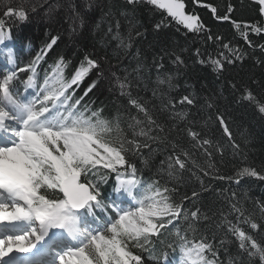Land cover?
<instances>
[{
	"label": "snow or ice",
	"instance_id": "snow-or-ice-1",
	"mask_svg": "<svg viewBox=\"0 0 264 264\" xmlns=\"http://www.w3.org/2000/svg\"><path fill=\"white\" fill-rule=\"evenodd\" d=\"M257 3L264 15V0ZM124 4L126 10L119 15L125 18H128V10L134 11L139 4L160 10L163 18L154 25L157 30L168 17L190 33H199L204 27L198 16L186 13L183 0H124ZM45 6L46 16H52L57 8L66 7L72 31L76 32L85 26L89 13L100 6V0H81L80 3L65 0L64 4L38 0L31 11ZM211 11L215 14L217 10L213 7ZM103 15L110 17L112 13L108 11ZM27 18L28 10L22 4L14 8L12 0H0V43L8 38L6 25L9 22L22 23ZM217 18L228 20L229 16ZM128 24L127 38L121 32L119 19H115L114 25L110 20L105 33L108 40L116 42L117 60L121 51L125 58L131 55L134 40L143 35L131 19ZM234 26L240 27L239 24ZM96 27H100L99 23ZM208 39L222 41L219 36ZM57 40V36H52L41 53L23 68L15 66L14 56L9 51L6 60L12 67L0 74V264H143L142 256L133 249L148 252L154 264H165L168 249L179 251L180 264H225L212 240L204 235L197 237L196 225L202 219L208 220L207 214L200 208H185L184 201L190 199L187 195L176 202L173 199L176 189L169 188L167 182L162 184L160 179H154L145 183L139 179L137 167L128 159L129 154L143 156L146 149L149 153L164 155L158 172H166L169 178H178L189 170L190 164L205 176L210 175V170L215 168L210 151L214 147L213 140L197 131L194 122L186 121V112L177 110V104L195 106L197 99L192 94L183 95L178 101L171 97L169 90L175 86L173 78L171 75L163 77L160 74L163 64L154 61L157 77L152 94L159 100V106L150 109L148 101L139 95L142 86L147 88L143 65L137 61L131 72L124 69L122 73L110 68L111 90L118 91L138 114L130 116L129 137L121 127L119 113L113 119H105L103 109L93 110L84 103L85 97L105 76L99 59L86 53L68 76L66 69L71 61L61 55L50 66L51 71L45 73L43 81L38 79L36 65ZM222 46L231 47L227 43ZM200 55L197 49V62L208 63L218 73L223 71L225 62L233 63L231 56L242 58L238 50L232 51L231 56L220 53L223 59L209 57L205 61ZM174 56V64L184 63L182 56ZM93 71L97 79L83 90V95L77 96V90ZM18 73L26 75L22 81L25 94L16 87ZM242 97L255 101L246 87ZM215 105V95L204 98L203 107L213 109ZM256 106L264 115V102L256 101ZM153 112L166 116L168 123L161 122ZM214 122L232 142L224 114L217 112ZM185 138L189 147L181 143ZM215 147L223 155L221 146ZM231 147L236 149L238 145L232 142ZM194 151H201L207 158V167L196 161ZM112 174H115L113 192L117 195L106 203L100 184L107 183ZM234 177L236 183L244 177L264 181V173L250 166L238 169ZM234 177L216 175L214 178L232 181ZM198 196L199 193L192 192V198ZM125 203L129 207H124ZM229 203L231 212L237 214L236 221L221 213L217 227L227 228L226 235L235 238L240 253L264 264V246L240 227L243 222L257 231L264 228V224L258 223L253 214L246 215L238 203L231 200ZM257 203L264 217V202ZM109 210L112 215L101 221L97 212ZM179 222L187 227L181 229ZM166 233L174 235L172 242L162 240ZM156 242L163 247L157 249ZM223 243L221 240V246ZM227 264H236V259L230 257Z\"/></svg>",
	"mask_w": 264,
	"mask_h": 264
},
{
	"label": "trees",
	"instance_id": "trees-1",
	"mask_svg": "<svg viewBox=\"0 0 264 264\" xmlns=\"http://www.w3.org/2000/svg\"><path fill=\"white\" fill-rule=\"evenodd\" d=\"M80 3L81 0H74ZM186 11L195 14L200 18L204 26L199 33L187 32L181 25L176 24L170 17L161 25L159 30L154 25L162 20L160 10H154L147 4H139L135 10H128V18L120 16L119 13L126 10L124 0H100V6L91 10L84 27L76 32L72 31L71 20L66 7L57 8L52 16H46V7L39 8L32 12L31 9L38 3V0H12V6L18 8L21 4L28 10V18L24 22H9L6 25L8 38L0 43L7 46V50L1 54L7 69L12 67L6 60V55L11 51L15 59V66L23 68L27 66L42 49L50 42L52 36H57L56 45L36 65L38 79L42 82L46 72H50V66L54 64L59 56H64L71 64L66 69V74L71 75L72 71L81 62L84 55L90 54L93 58L99 59L105 76L99 80L95 89L87 97L84 103L93 110L103 109L102 118L113 119L120 114L121 127L130 137L131 129L128 128L130 116L138 115L135 109L130 108L127 100L119 96L118 91L111 90L109 83L110 68L118 73L124 69L129 72L136 67L137 61L143 65V75L147 88L142 86L139 95L148 101V107L159 106V100L153 97L152 89L156 87L157 71L154 61L163 64L160 74L163 77L171 75L175 85L169 94L177 101L183 95L192 94L197 103L195 106L179 105L177 110L187 113L186 121L194 122L197 131L203 132L213 140L214 147L211 163L215 166L210 170L211 174L205 176L199 169L192 168L184 171L178 178H169L165 173H159L160 161L164 155L160 153H149L143 150L141 155H128V159L138 169L137 177L145 183L154 179H160L163 184L167 182L169 188H175L173 199L179 202L187 195L190 199L184 201V207L190 210L200 208L209 217L208 220H201L197 225V237L206 236L217 245L219 258L227 264L228 259L235 258L236 264H259L258 259L250 260L246 255L239 252L235 238L230 234L226 235L227 228H219L217 224L221 220V213L227 215L233 222L236 221V213L231 212L229 201L238 203L245 214H253L255 220L264 224V217H261L257 202H264V181L256 178L244 177L235 182L234 174L238 169L253 167L264 173V115L257 110L256 101L264 102V21L260 13V6L257 0H183ZM49 3L64 4L65 0H49ZM231 6L232 11L229 12ZM217 11L215 14L211 8ZM110 11L112 16L104 17V13ZM166 15V14H165ZM228 15V20H221L217 17ZM115 19L121 23V32L127 38L129 32L128 19L143 33L140 38L134 40V46L130 50L131 55L127 58L124 53L119 52L120 59L117 60L118 50L116 42L105 37L109 21L113 25ZM100 27L97 28L96 24ZM239 24L237 29L234 25ZM259 28V32L252 31ZM10 29V30H9ZM247 36V40L245 39ZM219 36L222 41L215 39ZM249 41L251 42L249 44ZM227 43L231 47L223 48ZM200 50V59L207 61L209 57L220 58V53L231 56L232 51L238 50L241 59L231 56L233 63L225 62L222 72H216L208 63H198L196 50ZM139 53L136 56V53ZM174 54L182 56L184 63L176 65L173 63ZM5 71L0 70V74ZM30 74V73H29ZM17 89L22 92V81L26 75L18 73ZM97 79L93 71L81 84L76 95H83V90ZM166 87V86H165ZM249 89L255 101L249 102L242 97L244 88ZM134 94L135 91H134ZM215 95L216 105L213 109L203 107L204 98ZM217 112L224 114L225 119L232 132L233 141L238 148L233 149L223 129L215 121ZM153 115L163 122L168 123L166 116L153 112ZM212 117L209 120V117ZM184 125L181 124V127ZM175 136V132L172 133ZM181 143L189 147L185 138ZM220 145L223 155L216 150L215 145ZM155 147V145H153ZM194 158L198 163L207 167V158L201 151H194ZM147 159V163L143 161ZM103 171V169H101ZM216 175L233 176L232 181L215 179ZM115 174L109 177L107 183L100 184V191L105 202L113 191L115 185ZM162 177V179H161ZM199 193L198 198H192V192ZM235 193V198H232ZM111 211L107 213L97 212V216L103 221ZM178 227L185 229L187 225L179 222ZM240 227L255 237L258 243L264 246V228L252 231L247 224L241 222ZM174 231V229H173ZM215 237V240H213ZM191 238V237H190ZM162 240L165 243L172 242L174 235L166 233ZM221 240L224 241L221 246ZM157 249L163 247L156 242ZM143 258V264H154L149 259L148 252L133 249ZM168 256L165 264H174L180 256L179 251L168 249Z\"/></svg>",
	"mask_w": 264,
	"mask_h": 264
},
{
	"label": "rangeland",
	"instance_id": "rangeland-1",
	"mask_svg": "<svg viewBox=\"0 0 264 264\" xmlns=\"http://www.w3.org/2000/svg\"><path fill=\"white\" fill-rule=\"evenodd\" d=\"M185 11H186V8H185ZM186 13L187 14H191V13H189V12H187L186 11ZM195 15V14H194ZM197 16V15H196ZM263 16V21H264V15H262ZM5 40H7V39H5ZM6 45H4V44H2L1 46H0V53L1 52H5L7 49H6ZM5 66L0 62V69H2V68H4ZM22 94H25V92L24 93H22ZM117 194H115V196H116ZM115 196H114V198H115ZM124 207H129V204L128 203H125V205H124ZM177 264H180V262L178 261L177 262Z\"/></svg>",
	"mask_w": 264,
	"mask_h": 264
},
{
	"label": "water",
	"instance_id": "water-1",
	"mask_svg": "<svg viewBox=\"0 0 264 264\" xmlns=\"http://www.w3.org/2000/svg\"><path fill=\"white\" fill-rule=\"evenodd\" d=\"M194 3H196V0H193Z\"/></svg>",
	"mask_w": 264,
	"mask_h": 264
}]
</instances>
